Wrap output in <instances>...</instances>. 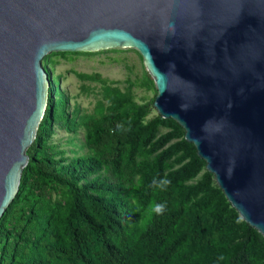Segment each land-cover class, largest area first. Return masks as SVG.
<instances>
[{"label": "water", "instance_id": "1", "mask_svg": "<svg viewBox=\"0 0 264 264\" xmlns=\"http://www.w3.org/2000/svg\"><path fill=\"white\" fill-rule=\"evenodd\" d=\"M117 47L139 50L158 113L264 235V0H0V221L48 107L44 58Z\"/></svg>", "mask_w": 264, "mask_h": 264}, {"label": "trees", "instance_id": "2", "mask_svg": "<svg viewBox=\"0 0 264 264\" xmlns=\"http://www.w3.org/2000/svg\"><path fill=\"white\" fill-rule=\"evenodd\" d=\"M145 81L155 86L147 70ZM104 98L107 114L79 118L50 81L19 191L0 221V264H264V235L232 206L183 126L148 117L154 100L137 103L130 89L105 85ZM56 127H84L90 152L65 156L51 142ZM156 204H166L162 215Z\"/></svg>", "mask_w": 264, "mask_h": 264}, {"label": "rangeland", "instance_id": "3", "mask_svg": "<svg viewBox=\"0 0 264 264\" xmlns=\"http://www.w3.org/2000/svg\"><path fill=\"white\" fill-rule=\"evenodd\" d=\"M50 54L49 58L43 60L50 81L54 80L66 92L70 99L69 111L76 110L79 118L87 115L101 118L108 113L110 103L104 98L105 85L118 87L122 93L130 89L132 99L140 104L155 101L157 88L146 83L144 59L134 47L68 52L66 56ZM78 73L100 75L101 80H82L77 76ZM154 101L153 111L148 117L158 114ZM51 142L58 150H64L65 156L73 157L90 152L85 145L84 127H79L76 132L56 127Z\"/></svg>", "mask_w": 264, "mask_h": 264}, {"label": "clouds", "instance_id": "4", "mask_svg": "<svg viewBox=\"0 0 264 264\" xmlns=\"http://www.w3.org/2000/svg\"><path fill=\"white\" fill-rule=\"evenodd\" d=\"M165 183H167V182L165 181ZM165 209H166V204H156L154 206V211H155V214H157V215H162L164 213Z\"/></svg>", "mask_w": 264, "mask_h": 264}]
</instances>
